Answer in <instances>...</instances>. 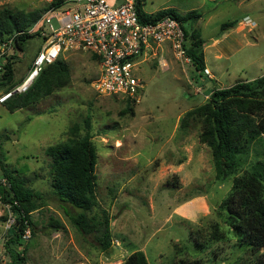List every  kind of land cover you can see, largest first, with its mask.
<instances>
[{"label": "rangeland", "instance_id": "rangeland-1", "mask_svg": "<svg viewBox=\"0 0 264 264\" xmlns=\"http://www.w3.org/2000/svg\"><path fill=\"white\" fill-rule=\"evenodd\" d=\"M143 2L148 12L174 7L202 14L186 26L206 40V66L215 78H209L207 68L200 75L164 42L139 66L143 92L131 102V112L125 97L97 90L98 59L89 51L74 50L61 56L71 66L69 85L14 112L0 103V176L5 175L3 163L42 196L43 206L32 213L35 234L21 246L11 245L26 264H120L137 250L145 252L151 264H175L184 258H202L204 264H258L264 259V248L253 254L238 248L235 239L211 242L204 253L196 249L192 233L207 234L220 220L216 208L229 193L233 177L216 179L211 148L200 142L198 122L192 121L187 131L180 127L183 115L204 103L212 88L264 74V0ZM47 3L0 0V10L43 12ZM246 18L250 22L245 27ZM232 20H237L234 27L221 29ZM42 43L34 34L13 57L15 80L27 74ZM9 91L0 87V96ZM88 116L98 152L95 210L111 215L109 252L99 250L92 235L77 229L70 217L77 210L60 202L50 184L52 159L46 149L66 141L71 127L83 126ZM257 149L264 152V143ZM52 220L62 228L51 226ZM15 259L0 240V264H17Z\"/></svg>", "mask_w": 264, "mask_h": 264}, {"label": "trees", "instance_id": "trees-1", "mask_svg": "<svg viewBox=\"0 0 264 264\" xmlns=\"http://www.w3.org/2000/svg\"><path fill=\"white\" fill-rule=\"evenodd\" d=\"M135 4L139 19L144 23H155L167 17H174L181 22L187 41V54L192 59L194 69L202 75L207 68L206 40L197 29L186 26L188 20L195 22L202 14L196 9L181 13L174 7L148 12L143 8V0H136ZM41 13V10L24 12L3 8L0 10V40L25 30L14 43L17 49L24 51L27 41L34 35L26 30L41 17ZM236 24L237 20L224 22L221 29L226 31ZM93 57L97 59L95 55ZM3 64L0 87L9 91L25 75L15 80V60L12 57L3 61ZM71 79V66L60 57L43 69L27 92L13 94L3 104L11 112L36 104L54 91L69 85ZM207 94L209 98L204 103L183 115L180 127L187 131L192 121L200 124L199 139L211 148L216 179L223 182L233 177V181L229 193L217 205L216 212L220 220L212 224V230L207 234L198 231L195 236L192 233L196 249L204 253L211 242L235 239L238 248L254 254L264 248V152L257 149L260 143H264V74L230 86L214 87ZM125 99L132 112L131 102L135 100ZM81 129L85 130L84 134L80 133ZM91 131V117L88 116L83 126L71 127V136L66 141L46 149L52 159L50 184L60 202L77 210L70 215L77 229L84 236L92 235L99 250L109 252L113 247L111 215L105 209L101 213L95 210L99 205L96 193L98 152ZM2 167L12 184L11 191L3 188L5 198H12L13 195L20 203L19 208L15 207L16 226L7 235L6 244L13 256H16V263L26 264L25 257H21L11 245H23L26 221L32 226V234H35L32 213L43 206L40 203L42 196L15 170L3 163ZM51 226L62 228L61 222L56 220H52ZM259 260L258 264H264V259L260 257ZM120 264L151 263L145 252L137 250ZM175 264L204 262L202 258H184Z\"/></svg>", "mask_w": 264, "mask_h": 264}, {"label": "built area", "instance_id": "built-area-1", "mask_svg": "<svg viewBox=\"0 0 264 264\" xmlns=\"http://www.w3.org/2000/svg\"><path fill=\"white\" fill-rule=\"evenodd\" d=\"M48 3L41 17L26 32L38 35L43 43L35 54L22 81L0 96L4 103L13 94L27 92L43 69L65 53L74 50L89 51L101 64L96 81L97 90L109 96H122L139 100L143 92L142 81L137 75L144 57L162 43L169 42L179 57L191 62L186 51V36L181 22L167 17L155 23L140 21L136 0L113 4L107 0H46ZM25 33L17 31L0 40V75L7 58L22 51L16 48L15 39ZM11 181L0 176V240L6 241L14 230L20 203L12 195L6 199L3 188L11 191ZM22 240L32 233L26 221Z\"/></svg>", "mask_w": 264, "mask_h": 264}, {"label": "crops", "instance_id": "crops-1", "mask_svg": "<svg viewBox=\"0 0 264 264\" xmlns=\"http://www.w3.org/2000/svg\"><path fill=\"white\" fill-rule=\"evenodd\" d=\"M124 1H125V0H124ZM124 1H123V2H124ZM113 3H114V4H121L122 2L119 3L118 0H113ZM249 22H250V21H247V18H246V19L244 20V23H243L244 26L246 27L247 24H248ZM250 24H251V23H250ZM248 25H249V24H248ZM207 69H209V68H207ZM208 72H210V69L208 70ZM209 74H211V75H209V78H212V79L215 78V75H214L212 72H210ZM257 77H258V76H257Z\"/></svg>", "mask_w": 264, "mask_h": 264}]
</instances>
